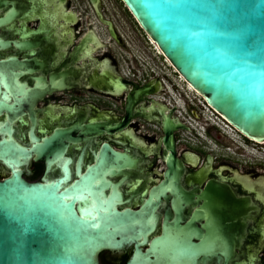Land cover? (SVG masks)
I'll list each match as a JSON object with an SVG mask.
<instances>
[{
	"label": "flooded vegetation",
	"instance_id": "af4514ba",
	"mask_svg": "<svg viewBox=\"0 0 264 264\" xmlns=\"http://www.w3.org/2000/svg\"><path fill=\"white\" fill-rule=\"evenodd\" d=\"M76 1L0 0V19L7 20L0 25V61L25 63L13 69L29 89L7 94L9 104L21 98L19 110L0 116V130L10 127L0 140L11 138L26 150L17 169L29 182L69 174L67 186L97 171L94 187L103 200L120 211H140L144 219L146 211L153 213L151 240L166 223L186 227L179 237L204 244L190 264H264V144L232 128L164 56L186 90L167 74L142 70L133 57L117 56L110 44H126L104 12V0L100 14L113 23L116 38L90 0L86 10ZM178 89L185 106L174 97ZM199 120L206 136L198 133ZM221 124L245 146L259 148V155L239 153L244 146ZM10 174L0 163V179ZM93 200L89 195L85 203ZM134 248L104 252L101 263L126 264Z\"/></svg>",
	"mask_w": 264,
	"mask_h": 264
},
{
	"label": "water",
	"instance_id": "95a60500",
	"mask_svg": "<svg viewBox=\"0 0 264 264\" xmlns=\"http://www.w3.org/2000/svg\"><path fill=\"white\" fill-rule=\"evenodd\" d=\"M90 1L116 38L113 23L100 14V0ZM121 1L207 105L239 134L264 144V0ZM24 66L15 58L0 61V116L19 110L21 98L9 104L7 94L29 91L13 69ZM9 131L6 126L0 133ZM25 156L13 139L0 140V163L11 170L0 179V264H102V253L133 245L126 264H190L205 248L179 237L186 227L178 224L164 223L163 234L151 240L153 213L146 211L144 219L140 211H120L103 200L94 187L97 171L68 186L69 174L27 181L17 169ZM89 195L93 204L85 203Z\"/></svg>",
	"mask_w": 264,
	"mask_h": 264
},
{
	"label": "rangeland",
	"instance_id": "374dc122",
	"mask_svg": "<svg viewBox=\"0 0 264 264\" xmlns=\"http://www.w3.org/2000/svg\"><path fill=\"white\" fill-rule=\"evenodd\" d=\"M75 3L80 5V9L86 10L88 7V4L85 0H79ZM104 12L107 14V16L114 22V24L117 26L120 33L123 35L124 42L126 44V47H119L115 45L113 42L110 44L115 51V54L119 57L124 58H130V60L135 58L141 65L142 70L148 71L150 69L155 70L156 72H159L162 75L167 74L174 80L178 86L185 89V85L180 82L177 77L173 75V72L168 69L167 64L164 62L161 55H157V52L159 49L156 50L157 47H151L152 41H149L150 38L145 35V33L140 30L139 26L136 25L135 20L133 18H130L124 8V5L121 4L119 0H104ZM87 17V16H86ZM85 17L84 23L87 24V18L92 20L93 17ZM89 20V23L91 22ZM101 31H104L103 27L99 24L96 25ZM157 57V58H156ZM167 60V59H166ZM181 90H174V97L177 100L179 105L185 106L186 100L183 97ZM191 99L194 98L195 94L193 92H188ZM211 115L209 111L207 110L205 113V117L209 118L208 116ZM200 117V116H199ZM195 120V119H194ZM200 121V122H199ZM199 125L202 126V130L198 129V133L202 136L205 135V131L207 130V126H205L204 121L199 120ZM219 124L220 121L216 120ZM195 121H193L194 123ZM224 133H227L229 137L235 139L240 145L244 146V149L242 151L240 150L239 153H247V154H255L259 155L258 152H260L259 148L253 146H245L241 140V138L234 132L231 131L229 128H225L223 124H221ZM195 142H197L196 138H194ZM231 152H236V149H233ZM113 262H115L116 259H111Z\"/></svg>",
	"mask_w": 264,
	"mask_h": 264
},
{
	"label": "built area",
	"instance_id": "2783aa9c",
	"mask_svg": "<svg viewBox=\"0 0 264 264\" xmlns=\"http://www.w3.org/2000/svg\"><path fill=\"white\" fill-rule=\"evenodd\" d=\"M150 41H152V40H150ZM152 45H153V47H157V46L153 43V41H152ZM157 49H158V47L156 48V50H157ZM157 54L163 56L160 50L157 52Z\"/></svg>",
	"mask_w": 264,
	"mask_h": 264
},
{
	"label": "bare ground",
	"instance_id": "6f19581e",
	"mask_svg": "<svg viewBox=\"0 0 264 264\" xmlns=\"http://www.w3.org/2000/svg\"><path fill=\"white\" fill-rule=\"evenodd\" d=\"M190 87V86H189ZM190 88H192V87H190ZM193 89V88H192Z\"/></svg>",
	"mask_w": 264,
	"mask_h": 264
}]
</instances>
